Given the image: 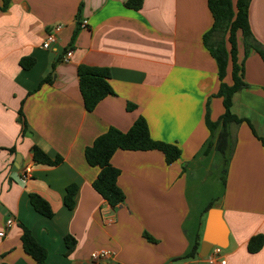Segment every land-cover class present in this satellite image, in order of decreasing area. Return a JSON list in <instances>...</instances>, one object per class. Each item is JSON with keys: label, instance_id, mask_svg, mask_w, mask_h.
I'll return each mask as SVG.
<instances>
[{"label": "crops", "instance_id": "crops-1", "mask_svg": "<svg viewBox=\"0 0 264 264\" xmlns=\"http://www.w3.org/2000/svg\"><path fill=\"white\" fill-rule=\"evenodd\" d=\"M126 1L9 0L4 9L0 0V264H40L24 250L23 226L47 249L45 264H94L101 250L111 255L96 264H210L201 255L208 246L221 247L227 264H264V246L248 250L252 237L264 236V58L255 49L245 57L238 34L248 86L235 94L233 111L244 121L232 127L221 195L204 191L220 169L215 150L204 155L206 115L210 110L216 121L224 113L219 65L204 40L214 23L209 0H144L139 10ZM249 12L264 47V0H251ZM57 24V41L43 48ZM67 50L73 54L64 61ZM26 57L35 60L30 69L22 67ZM82 64L111 72L115 94L93 111L80 89ZM225 81L232 83L231 64ZM140 116L152 137L176 144L181 157L168 164L159 150L116 151L111 161L126 200L113 208L93 187L100 168L87 162L85 149L110 127L128 131ZM34 146L61 163H37ZM30 194L54 215L37 212ZM196 242L198 254L187 257Z\"/></svg>", "mask_w": 264, "mask_h": 264}, {"label": "trees", "instance_id": "trees-1", "mask_svg": "<svg viewBox=\"0 0 264 264\" xmlns=\"http://www.w3.org/2000/svg\"><path fill=\"white\" fill-rule=\"evenodd\" d=\"M8 3L9 0H5L4 9L7 8ZM143 3L144 0H127L125 5L128 8L139 10ZM250 4L251 0H237L236 5H234L233 0L208 1L209 8L214 17V23L209 32L206 33L204 40L219 65L221 84L216 96L223 99L224 113L218 120L214 121L211 119L210 110L207 112L206 124L210 130V140L206 144L204 155H209L212 149L215 150L224 185L227 168L235 146L232 127L244 121V119L234 113L233 99L237 92L248 86L245 81L244 60L240 62L238 56V34H242L245 57L249 55L251 49H255L264 58V47L258 43L251 29ZM81 25L82 22L78 21L75 33H77ZM21 63L23 68L30 69L35 64V60L32 57H26L22 59ZM230 64L232 83L228 84L225 78ZM78 75L80 89L88 111H93L103 99L115 94L109 82L111 72L108 68L82 64L79 66ZM51 81L52 77L50 75L43 82L50 83ZM135 107L136 105L133 103L128 104L129 110H133ZM22 121L24 129H26L27 125L23 117ZM118 150H159L164 153L168 164L174 163L181 157V149L176 144L155 140L152 137L147 120L143 116H140L126 132L116 127H110L106 133L98 136L93 144L85 149V156L91 166L100 168L99 175L93 182L94 189L113 208L124 204L126 200V195L118 184L120 170L111 161L112 156ZM33 157L37 163L47 165H58L62 161V157L60 156L56 159H51L38 146L33 147ZM77 190L78 188L74 184L67 188L65 203L69 208H73L75 205ZM30 201L35 210L40 214L49 218L54 215L51 205L40 195L30 194ZM212 205L213 203L210 204V206ZM66 242L69 250H72L75 240L71 236H68ZM22 243L24 250L30 256L38 263L45 264L48 255L47 249L36 240L31 230L26 226H23ZM263 246L264 236L259 234L251 238L248 250L251 253H257ZM198 248L199 242H196L187 257L196 256Z\"/></svg>", "mask_w": 264, "mask_h": 264}, {"label": "built area", "instance_id": "built-area-1", "mask_svg": "<svg viewBox=\"0 0 264 264\" xmlns=\"http://www.w3.org/2000/svg\"><path fill=\"white\" fill-rule=\"evenodd\" d=\"M86 25H87V21L84 20L82 22V26H86ZM62 28H63L62 24H57L50 30V32L47 34L43 42V48L49 49L57 41L58 39L57 35L62 30ZM72 54H73L72 50H68L65 53L63 60L68 61L71 58ZM30 174H31L30 167H26L22 172V179L26 181L29 178ZM13 223H14V220L12 219L9 220L8 227H11ZM3 235H4V232H0V236H3ZM220 254H221V247L214 246L210 250L208 255L206 256L207 261L210 264H227V260L225 258H222ZM110 255H111L110 250H101L93 255L92 257L93 263L96 264L97 261L101 260L102 258L108 257Z\"/></svg>", "mask_w": 264, "mask_h": 264}, {"label": "rangeland", "instance_id": "rangeland-1", "mask_svg": "<svg viewBox=\"0 0 264 264\" xmlns=\"http://www.w3.org/2000/svg\"><path fill=\"white\" fill-rule=\"evenodd\" d=\"M215 174H216V180L214 182H209V184H207L209 186L210 189L208 188H205L204 191H213L216 195H221L220 191L222 190V187H223V182H222V174H221V169L216 170L215 171ZM220 180V183H218V181Z\"/></svg>", "mask_w": 264, "mask_h": 264}, {"label": "water", "instance_id": "water-1", "mask_svg": "<svg viewBox=\"0 0 264 264\" xmlns=\"http://www.w3.org/2000/svg\"><path fill=\"white\" fill-rule=\"evenodd\" d=\"M211 248H212V246L205 247V249L203 250V252L201 253V255L202 256H207V254L209 253V251L211 250Z\"/></svg>", "mask_w": 264, "mask_h": 264}]
</instances>
